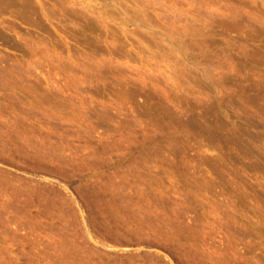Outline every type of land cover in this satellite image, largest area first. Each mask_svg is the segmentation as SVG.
Segmentation results:
<instances>
[{
	"label": "rangeland",
	"instance_id": "374dc122",
	"mask_svg": "<svg viewBox=\"0 0 264 264\" xmlns=\"http://www.w3.org/2000/svg\"><path fill=\"white\" fill-rule=\"evenodd\" d=\"M0 264H264V0H0Z\"/></svg>",
	"mask_w": 264,
	"mask_h": 264
},
{
	"label": "bare ground",
	"instance_id": "6f19581e",
	"mask_svg": "<svg viewBox=\"0 0 264 264\" xmlns=\"http://www.w3.org/2000/svg\"><path fill=\"white\" fill-rule=\"evenodd\" d=\"M6 72H7V71H6ZM6 72L4 71V72H3V75H2V76L5 78V79H4L5 81H7L8 79H10V78L6 79V78H7V74H11L10 72H9V73L7 72V74H4V73H6ZM10 77H11V76H10ZM1 78H2V77H1ZM8 81H9V80H8Z\"/></svg>",
	"mask_w": 264,
	"mask_h": 264
}]
</instances>
